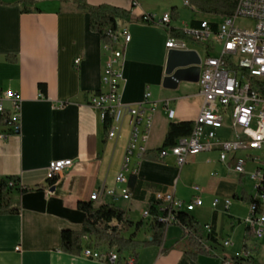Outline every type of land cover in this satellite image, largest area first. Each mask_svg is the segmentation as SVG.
<instances>
[{"label":"crops","instance_id":"0c3cea01","mask_svg":"<svg viewBox=\"0 0 264 264\" xmlns=\"http://www.w3.org/2000/svg\"><path fill=\"white\" fill-rule=\"evenodd\" d=\"M187 1L0 0V90H13L22 97L21 133L3 137L9 128L0 119V180L16 177L20 186L28 189L13 194L18 212L0 213V264H111L84 256V249H97L93 237L85 238L80 254L62 249V230L82 228L85 214L78 208L79 202L116 204L127 211L133 223L144 222L137 231L131 227L125 236L136 233L137 240L146 241L152 239V219L144 218L143 211L156 203L155 192L163 190H173L186 201L196 196L203 199V205L190 214L203 228H213V241L203 242L210 255H199L194 260L187 252L189 245L182 227L175 223L166 229L163 247L141 248L137 262L130 253L121 254L116 264H126L131 258L135 264H222V257L244 249L251 251V257L242 264H264V235L256 238L246 222L250 210L247 197H252L254 186L250 173L255 164L248 161L247 165L253 164L252 171L246 165L247 173L240 175L235 169L237 159L222 162L217 148L199 153L183 167L174 155L164 161L156 156L171 123L196 121L203 96L199 82L183 81L175 89L164 86L170 32L141 18L144 14L161 17L171 13L170 27L179 30L218 18L190 3L186 5ZM80 4H109L129 12L119 21L132 36L125 52L123 101L140 103L150 93V100L158 103L145 142L146 158L139 162L136 175L127 173L131 200L120 197L126 185L116 181L131 127L125 120L120 135L109 139L100 112L89 104L102 89L107 52L101 36L90 30V15L78 8ZM177 38L205 59L208 45L189 37ZM166 102L174 111L173 118L164 107ZM5 106L10 111L12 103L7 101ZM232 123L228 112L224 127L218 130L219 138L235 137L238 129ZM125 127L128 130L124 135ZM244 152L236 156L245 158ZM61 159H72L74 163L52 183L47 177L49 165ZM247 179L251 181L250 189L244 186ZM195 185L203 190L195 191ZM108 190L114 191L118 199L105 193ZM94 193H99L97 200L91 199ZM226 199L231 200L228 208ZM215 200L219 201L217 206L213 205ZM170 229L173 233L168 237ZM226 239L233 243L229 248L222 245Z\"/></svg>","mask_w":264,"mask_h":264},{"label":"built area","instance_id":"2783aa9c","mask_svg":"<svg viewBox=\"0 0 264 264\" xmlns=\"http://www.w3.org/2000/svg\"><path fill=\"white\" fill-rule=\"evenodd\" d=\"M186 5H189V1ZM218 18L216 29L210 21L203 20L200 26L184 30L191 40L209 47L207 56L202 60L199 80L203 106L191 135L180 138L174 147L160 149L156 156L159 161H164L167 156L174 155L179 167H183L199 153L217 148L222 162L237 159L235 169L240 175L247 173V162H253L256 166L250 173L254 181L253 201L250 202L246 222L254 236L261 238L264 235V0H239L233 15ZM241 19L251 20L252 25H241ZM141 20L163 26L169 31L171 29V13H165L161 17L144 14ZM106 34L107 39L103 43L107 56L102 89L94 94L89 104L100 112L104 125L109 121L106 127L109 139L118 137L123 123L128 120L131 127L130 141L116 181L126 185L120 190V197L131 200L132 191L127 186V173L136 175L139 162L146 158L148 149L145 142L152 128L158 103L150 100V93H146L140 103L123 101L125 52L132 36L125 25H118L116 30H108ZM167 48L188 49L185 40L178 39L171 33ZM79 63L80 58H77L75 64ZM7 101L12 103L10 111L5 106ZM164 107L168 109L169 117L173 118L174 111L168 108V102L164 103ZM228 112L232 114L233 127L238 129L235 137L229 140L218 137V130L224 127ZM0 119L9 128L8 133L2 134L3 137L10 133H21L22 97L19 93L0 90ZM239 151H246V157H237ZM73 163L72 159L52 161L48 168V180L58 179ZM194 190L201 192L203 189L195 185ZM105 193L113 196L114 200L118 199L112 190ZM98 197L99 193L91 195L92 200H97ZM155 201L156 215L148 208L143 211V217H155L166 229L175 224V217L180 212H191L204 203L200 196L191 201L181 199L173 190L156 191ZM218 202L215 200L213 205L217 206ZM230 204L231 200L226 199V208ZM204 234L213 235L211 225L204 226ZM232 244L230 239L222 241L226 248ZM83 254L87 258L111 264H116L120 258L114 250L102 251L91 247L84 249ZM238 257L250 258L251 251L244 249L222 257V264H238ZM126 264H135V260L131 258Z\"/></svg>","mask_w":264,"mask_h":264},{"label":"trees","instance_id":"16d2710c","mask_svg":"<svg viewBox=\"0 0 264 264\" xmlns=\"http://www.w3.org/2000/svg\"><path fill=\"white\" fill-rule=\"evenodd\" d=\"M30 1V0H24ZM239 0H189L193 7L214 16H231L234 14ZM80 10L86 11L90 15L89 28L91 31L97 32L102 40L107 39L108 30H116L119 21L129 16L126 9L116 7L109 4H101L98 6H88L80 4ZM175 10H173L174 14ZM219 18L209 20L214 29L217 27ZM202 21L199 22V25ZM197 26V27H198ZM175 37L183 39L189 36L184 30L171 28L169 31ZM209 48V47H208ZM43 91L45 86L40 85ZM109 124L107 120L105 127ZM195 126V122L185 121L171 123L167 133L164 147L176 146L178 140L191 135ZM57 180V179H56ZM56 180L51 181L52 183ZM12 183V185H10ZM25 193L28 189L21 187L19 179L16 177H6L0 180V213H16L19 209L14 205L13 194L15 192ZM249 202H252V197H247ZM78 208L84 212L85 218L82 228L78 231L72 229H64L61 232L62 249L71 254H80L84 248V240L86 237H93L95 247L99 250H112L119 254L130 253L135 258L136 262L141 248L149 246L163 247L165 240L166 227L160 223L155 217L152 218L151 230L152 239L140 241L136 239V233L127 237L125 233L133 226L136 231L143 225V221L133 223L127 211L120 208L116 204H101L95 205L94 201H81ZM150 210L154 215L157 213L156 203L150 205ZM176 218V222L183 229V237L187 238L189 248L188 254L196 260L199 255H210V252L205 248L203 242L213 241V235L204 234V228L201 223L190 214V212H180ZM110 248V249H109ZM248 258H238V264ZM250 262V261H248Z\"/></svg>","mask_w":264,"mask_h":264},{"label":"water","instance_id":"95a60500","mask_svg":"<svg viewBox=\"0 0 264 264\" xmlns=\"http://www.w3.org/2000/svg\"><path fill=\"white\" fill-rule=\"evenodd\" d=\"M202 58L190 49L171 48L167 53L164 86L175 89L183 82H199Z\"/></svg>","mask_w":264,"mask_h":264},{"label":"rangeland","instance_id":"374dc122","mask_svg":"<svg viewBox=\"0 0 264 264\" xmlns=\"http://www.w3.org/2000/svg\"><path fill=\"white\" fill-rule=\"evenodd\" d=\"M218 17H220V16H218ZM209 19H211L212 17L211 16H209L208 17ZM209 21V20H208ZM239 23L241 24V25H247V26H251L252 25V21L251 20H247V19H241V20H239ZM218 49L220 48V45L217 47ZM216 50V49H215ZM214 53V52H213ZM228 120H230V119H228ZM127 130H128V127H125V129H124V135L127 133ZM245 154H246V152H244ZM244 154V155H245ZM247 169L249 170V171H252V169H253V164H251V163H249L248 165H247ZM244 186H245V188H247V189H250V186H251V181H250V179H247L245 182H244ZM173 233V231L170 229V230H168V232H167V235H168V237H170L171 236V234ZM264 253V250L261 252V254H263Z\"/></svg>","mask_w":264,"mask_h":264},{"label":"bare ground","instance_id":"6f19581e","mask_svg":"<svg viewBox=\"0 0 264 264\" xmlns=\"http://www.w3.org/2000/svg\"><path fill=\"white\" fill-rule=\"evenodd\" d=\"M175 222H176V218H175ZM238 258H242V257H238ZM243 258H247V257H243Z\"/></svg>","mask_w":264,"mask_h":264}]
</instances>
